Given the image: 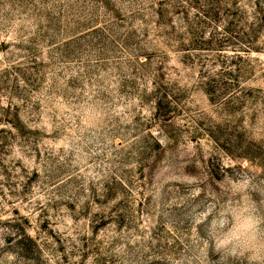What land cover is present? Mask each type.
I'll return each mask as SVG.
<instances>
[{"label":"rangeland","instance_id":"1","mask_svg":"<svg viewBox=\"0 0 264 264\" xmlns=\"http://www.w3.org/2000/svg\"><path fill=\"white\" fill-rule=\"evenodd\" d=\"M0 264H264V0H0Z\"/></svg>","mask_w":264,"mask_h":264},{"label":"clouds","instance_id":"2","mask_svg":"<svg viewBox=\"0 0 264 264\" xmlns=\"http://www.w3.org/2000/svg\"><path fill=\"white\" fill-rule=\"evenodd\" d=\"M230 237L224 238V239H220L219 240V244H227L229 241Z\"/></svg>","mask_w":264,"mask_h":264}]
</instances>
